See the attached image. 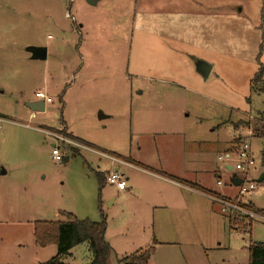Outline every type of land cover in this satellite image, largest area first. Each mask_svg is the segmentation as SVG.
<instances>
[{
  "label": "rangeland",
  "instance_id": "1",
  "mask_svg": "<svg viewBox=\"0 0 264 264\" xmlns=\"http://www.w3.org/2000/svg\"><path fill=\"white\" fill-rule=\"evenodd\" d=\"M34 46L46 49L45 60L32 58ZM198 61L211 65L205 78ZM38 90L52 102L30 119L23 102ZM0 112L16 122L0 121V264L17 255L19 264L48 260L57 247L34 254L33 222L65 220L60 211L99 221V203L112 246L106 264H126L121 258L149 245L147 264H249L248 246L264 243V217L248 215L250 205L264 210V137L255 122L264 113V0H0ZM63 125L163 174L219 191L226 183L231 195L214 199L243 211L222 212L197 196L153 211L142 186L167 184L148 176L136 178L133 196L130 181L124 191L100 188L96 171L116 168L125 178L129 168L82 148L61 147L67 161L54 160L51 144L60 142L47 133ZM245 136L255 189L239 195L231 183L239 172L225 171L218 156ZM70 252L62 258L69 264L91 260L86 243Z\"/></svg>",
  "mask_w": 264,
  "mask_h": 264
},
{
  "label": "trees",
  "instance_id": "2",
  "mask_svg": "<svg viewBox=\"0 0 264 264\" xmlns=\"http://www.w3.org/2000/svg\"><path fill=\"white\" fill-rule=\"evenodd\" d=\"M263 79V69L260 67L251 80V86L256 87V84ZM255 122L260 126V135L264 137V113ZM60 134H65L62 130L58 131ZM75 141L84 142L78 138L70 136ZM237 141V140H236ZM64 158L62 162H66ZM261 162L264 166V149L261 153ZM99 187L102 188L105 183V176L103 173H95ZM192 187L201 190L195 184ZM210 194L209 191H205ZM250 211L259 217H264V210L255 208L250 205ZM100 212L99 221H91L88 218H77L74 214L60 211L59 213L65 218L62 221H34L33 222V236L35 244L38 247H46L55 244L57 251L55 255L48 260L39 264H67L61 263V259L70 255V249L80 243H86L91 254V260L87 264H106L107 259L111 254V246L105 239L107 229V221L101 209L100 203L98 204ZM153 246H149L144 250H138L121 258L122 262L126 264H147ZM249 251V264H264V243L257 242L251 243L248 246Z\"/></svg>",
  "mask_w": 264,
  "mask_h": 264
},
{
  "label": "crops",
  "instance_id": "3",
  "mask_svg": "<svg viewBox=\"0 0 264 264\" xmlns=\"http://www.w3.org/2000/svg\"><path fill=\"white\" fill-rule=\"evenodd\" d=\"M96 1L97 0H95V2ZM210 71H211V69H210ZM210 71H209V73H210ZM28 101H30V100H27V102ZM31 101H33V100H31ZM24 102H23V105L30 112L28 114V117L30 119L35 118L37 113L31 111L26 106V103L27 102H25V103ZM45 105H46V103H45ZM144 113H145V111H141L140 112V116L143 115ZM109 115H112V114H107L104 117H111ZM137 117H138V115H137ZM0 121H7V122H10L12 124H16V122H15V120L13 118L9 117L8 114L2 113V112H0ZM19 125H21V124H19ZM32 130H35L37 132H43V130L42 129H39V128H35V129L32 128ZM60 130H62L65 133V134H61V135H64L67 138H70V136H72V137H75V138H78V139L84 141V142L76 141L77 143H79V144L82 145L81 148L83 150L89 151L91 153L98 154V155H100L102 157H107L113 163L122 164L124 167L129 168V169H127V170H129V173L125 174V178H123L125 180V185L126 186H125L124 189H118L115 186V188L117 189V192L118 191H124V190H126L128 188V185H127V182L126 181H130L131 184L129 185L128 194H130V196H133L135 194H139L141 192V186L136 181V178H141V176H148L149 178H153V179H156V180H158L160 182H164L165 184H167L164 189L154 188L153 186H150V185L149 186H146V185L142 186V192L148 198V200H146L145 204H146L147 207H151V209L153 211L157 210L158 208H163V207H169V208H174L176 206H178V207L179 206L185 207L186 206V198H189L191 196H197V197H201V198H205V199H210L212 202H215V203L219 204L214 199L216 197V195L217 196H225V195L227 196V195H231L230 190H232V188L229 185H227L226 183H223L224 184L223 190H220L219 191V190H216V189L207 188V186L201 185L196 180H192V179H189L187 177H184L183 174H180V173H177V172H170L169 171L166 174H163L162 171H160V170H153L151 168L152 166H149V165L145 164L144 162H141L139 160V158L137 156H135V155H128V154L127 155H123V154H119L121 157L119 155L117 157V156H114V155H112V154L104 151V150H99V149L95 148L94 146L89 145L88 143H90L92 145H96V146H97V144H95V143H93V142H91V141H89V140H87L85 138H81V137H78V136L70 133L68 131V129H67V126H65V125H63V127L60 128L59 130H54L53 133H58V131H60ZM53 145H54V143L51 144V146H53ZM235 145H236V143L233 141V147L232 148H234ZM64 146L66 147V149L72 148V147H69L67 145H64ZM74 150H77L78 151L79 149H74ZM185 153H186V151H185L184 144H183L182 153H180L181 156H182V159H185V157H186V154ZM98 168H99V166H98ZM96 172H100V170L99 171H96ZM112 172L118 173V170L115 168V169H113L111 171L103 172V175L106 177L107 174L112 173ZM100 173H102V172H100ZM217 180H219V178ZM105 183H106V181H105ZM216 183H217V181H216ZM191 184L197 185L198 187L201 188V190L192 187ZM232 185H234V184H232ZM167 188L170 189V194L168 193ZM205 191H209L210 194L207 193V192H205ZM156 196L163 197V199L166 198V202H163V204H158V202H155V197ZM109 204H113V199L111 201H109ZM220 209H221V207H220ZM69 213H71V212H69ZM153 215H154V213L152 212V218H153ZM108 227H109V224H107V229H106V233H105V239H106V234L108 232ZM1 242H2V240H1ZM107 242L110 244V242L108 240H107ZM33 244L35 245L34 248H36V249H34L35 250L34 251V254L35 255H36L37 252H39L37 250L45 248V247H38L35 244V241H33ZM24 245L25 244L18 243L17 244V246L19 247L18 250L20 251L21 250V247H23ZM110 246H111V244H110ZM149 246H151V245H149ZM141 249L142 248H139V250H141ZM56 251H57V248H56ZM70 255H71V252H70ZM29 258H30V256H29ZM20 259H21L20 255H17V257L15 259H12L9 263L4 262L3 264H19V260ZM25 259H26V257L22 258L23 261H25ZM42 262L43 261L37 260L35 258L33 264H39V263H42ZM61 263H67V264H69L66 261V259H62L61 260Z\"/></svg>",
  "mask_w": 264,
  "mask_h": 264
},
{
  "label": "built area",
  "instance_id": "4",
  "mask_svg": "<svg viewBox=\"0 0 264 264\" xmlns=\"http://www.w3.org/2000/svg\"><path fill=\"white\" fill-rule=\"evenodd\" d=\"M69 1L72 2V0ZM66 16L67 17L69 16L68 12ZM35 97L36 99H42L45 103L51 102V98L48 97V95L42 91L35 92ZM47 134L51 135L55 139H58L60 142V144L54 143L51 150L52 158L56 161L63 160V155L60 149L61 147L62 148L64 147V149H66L64 145H67L74 149H79L82 147V145L77 143L75 140L71 138H67L64 135H61L60 133L58 134V133L48 132ZM249 138H250L249 136H245L241 141L236 143L234 148L218 156V159L221 162L222 167L225 171L236 170L239 172L240 176L232 177V179L234 178L239 179L238 185H234L237 188L239 195L249 194L253 189H255V183L253 179H248V175L250 171L256 169L255 159L251 152ZM105 181L110 185L116 186L118 189H124L126 186L123 176L116 172L107 174L105 177ZM217 184L221 185L222 183L220 180H217ZM215 200L220 204L221 206L220 210L222 212H225L227 210L243 211L240 205H238L236 202H233L231 200H223V199H215ZM248 215L251 218L258 217L253 213H249V212Z\"/></svg>",
  "mask_w": 264,
  "mask_h": 264
},
{
  "label": "water",
  "instance_id": "5",
  "mask_svg": "<svg viewBox=\"0 0 264 264\" xmlns=\"http://www.w3.org/2000/svg\"><path fill=\"white\" fill-rule=\"evenodd\" d=\"M87 2L93 4V3H95V0H87ZM29 51L31 52V56L34 59H42V60L46 59V49L44 47H39V46L30 47ZM196 69L205 78L211 69V65L204 62V61H198L196 64ZM26 106L31 111L36 112V113H43L45 111V102L42 99H36L33 101H28L26 103ZM263 178H264V173H262L260 175L258 180H262ZM232 183L234 185H238L239 179L238 178L232 179Z\"/></svg>",
  "mask_w": 264,
  "mask_h": 264
}]
</instances>
